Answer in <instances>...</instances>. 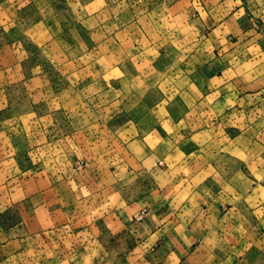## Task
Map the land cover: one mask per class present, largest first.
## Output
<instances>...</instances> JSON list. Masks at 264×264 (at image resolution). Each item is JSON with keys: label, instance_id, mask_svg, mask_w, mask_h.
I'll use <instances>...</instances> for the list:
<instances>
[{"label": "crops", "instance_id": "obj_1", "mask_svg": "<svg viewBox=\"0 0 264 264\" xmlns=\"http://www.w3.org/2000/svg\"><path fill=\"white\" fill-rule=\"evenodd\" d=\"M0 264H264V0H0Z\"/></svg>", "mask_w": 264, "mask_h": 264}]
</instances>
